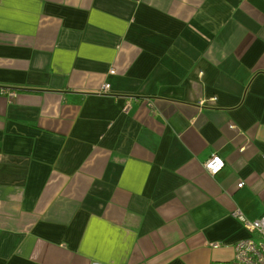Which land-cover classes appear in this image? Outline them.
<instances>
[{"label": "crops", "instance_id": "1", "mask_svg": "<svg viewBox=\"0 0 264 264\" xmlns=\"http://www.w3.org/2000/svg\"><path fill=\"white\" fill-rule=\"evenodd\" d=\"M0 87V264L255 238L233 213L264 214V0H0Z\"/></svg>", "mask_w": 264, "mask_h": 264}, {"label": "built area", "instance_id": "2", "mask_svg": "<svg viewBox=\"0 0 264 264\" xmlns=\"http://www.w3.org/2000/svg\"><path fill=\"white\" fill-rule=\"evenodd\" d=\"M110 74H113V70H110ZM109 84L105 83L103 89H108ZM0 95L7 97L8 100H12L16 93L14 90H10L5 87H0ZM220 161V164L217 165L219 168L218 171L212 173L208 169L210 163H215L216 160ZM224 166L223 160L212 154L207 158L203 163V168L211 176L216 175ZM238 187H241L242 184H238ZM233 215L241 222L243 227L250 233L255 234V238H246L243 240L237 241L233 245V256L229 260L224 261H213L211 264H264V214L259 218L254 220L245 219L239 212H234ZM211 249H219L222 247V244L219 242L211 243Z\"/></svg>", "mask_w": 264, "mask_h": 264}, {"label": "clouds", "instance_id": "3", "mask_svg": "<svg viewBox=\"0 0 264 264\" xmlns=\"http://www.w3.org/2000/svg\"><path fill=\"white\" fill-rule=\"evenodd\" d=\"M219 164H220V161L217 159V160L215 161V163H210V164L208 165V169H209L212 173H215L216 171L219 170V168L217 167V165H219Z\"/></svg>", "mask_w": 264, "mask_h": 264}]
</instances>
